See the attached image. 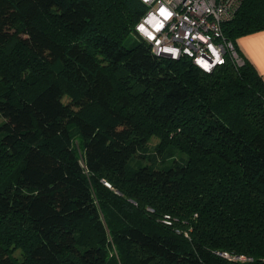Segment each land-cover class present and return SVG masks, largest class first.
I'll return each mask as SVG.
<instances>
[{
    "label": "trees",
    "instance_id": "1",
    "mask_svg": "<svg viewBox=\"0 0 264 264\" xmlns=\"http://www.w3.org/2000/svg\"><path fill=\"white\" fill-rule=\"evenodd\" d=\"M147 11L0 0V264H264V80L237 43L264 0L210 73L155 56Z\"/></svg>",
    "mask_w": 264,
    "mask_h": 264
},
{
    "label": "built area",
    "instance_id": "2",
    "mask_svg": "<svg viewBox=\"0 0 264 264\" xmlns=\"http://www.w3.org/2000/svg\"><path fill=\"white\" fill-rule=\"evenodd\" d=\"M140 1L148 11L136 25L135 34L150 46L155 56L172 60L187 57L205 73L227 59L236 66L243 65V58L222 33L223 24L235 17L241 0ZM217 255L231 262L252 261L249 257L226 252Z\"/></svg>",
    "mask_w": 264,
    "mask_h": 264
},
{
    "label": "crops",
    "instance_id": "3",
    "mask_svg": "<svg viewBox=\"0 0 264 264\" xmlns=\"http://www.w3.org/2000/svg\"><path fill=\"white\" fill-rule=\"evenodd\" d=\"M237 43L241 54L254 65L264 80V31L244 36Z\"/></svg>",
    "mask_w": 264,
    "mask_h": 264
},
{
    "label": "rangeland",
    "instance_id": "4",
    "mask_svg": "<svg viewBox=\"0 0 264 264\" xmlns=\"http://www.w3.org/2000/svg\"><path fill=\"white\" fill-rule=\"evenodd\" d=\"M1 121V120H0ZM158 144V140L156 138H151L150 141L148 142V149H147V155H154L155 157H157L156 159L158 160V156H157V153L155 152V147L156 145ZM138 161H140V165L144 166V165H147L148 164V161L146 160H139V158L137 157L136 158ZM136 160H133L131 165H134L136 162Z\"/></svg>",
    "mask_w": 264,
    "mask_h": 264
}]
</instances>
